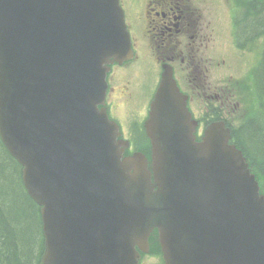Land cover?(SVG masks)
Wrapping results in <instances>:
<instances>
[{
	"label": "water",
	"instance_id": "1",
	"mask_svg": "<svg viewBox=\"0 0 264 264\" xmlns=\"http://www.w3.org/2000/svg\"><path fill=\"white\" fill-rule=\"evenodd\" d=\"M107 1L0 0V134L43 205L42 264H136L133 244L145 249L155 226L169 264H264L257 181L218 125L204 142L191 141L184 97L171 75L149 123L155 159L165 167L159 189L149 178L120 180L121 191L114 185L121 171L116 127L97 107L103 84L87 88L81 65L101 50L98 43L87 50L81 35L106 17ZM59 5L66 14L55 31ZM72 7L82 11L79 24ZM167 143L183 153L178 173L167 164Z\"/></svg>",
	"mask_w": 264,
	"mask_h": 264
},
{
	"label": "trees",
	"instance_id": "2",
	"mask_svg": "<svg viewBox=\"0 0 264 264\" xmlns=\"http://www.w3.org/2000/svg\"><path fill=\"white\" fill-rule=\"evenodd\" d=\"M248 29L264 30V0L253 2ZM252 154L264 159V130L241 133ZM0 264H39L43 250L40 208L23 187L20 167L0 141Z\"/></svg>",
	"mask_w": 264,
	"mask_h": 264
},
{
	"label": "flooded vegetation",
	"instance_id": "3",
	"mask_svg": "<svg viewBox=\"0 0 264 264\" xmlns=\"http://www.w3.org/2000/svg\"><path fill=\"white\" fill-rule=\"evenodd\" d=\"M146 7L142 10V20L145 25V34L148 38L156 42L158 48H162L160 52L165 53L167 57H171L179 61V73L187 74L189 78H196L203 72L198 66L196 59L198 55V42L203 36L200 22L196 13V7L193 0H145ZM242 42L245 43L251 35L246 23H243ZM134 34V32H133ZM135 37L140 38L137 32ZM242 49L246 52L250 51L247 42L242 45ZM264 56V50L262 51ZM243 93L246 96V104L248 105L250 90L252 84H249L251 75L245 73L242 75ZM264 88V69L259 74ZM231 92L226 89L224 96L231 98ZM259 108L255 115L248 114L245 108L243 128L246 132L247 128H260L264 130V103H259Z\"/></svg>",
	"mask_w": 264,
	"mask_h": 264
},
{
	"label": "rangeland",
	"instance_id": "4",
	"mask_svg": "<svg viewBox=\"0 0 264 264\" xmlns=\"http://www.w3.org/2000/svg\"><path fill=\"white\" fill-rule=\"evenodd\" d=\"M219 79H216V83H218ZM1 154V153H0ZM160 259L156 256L148 255L143 258L141 264H159Z\"/></svg>",
	"mask_w": 264,
	"mask_h": 264
}]
</instances>
